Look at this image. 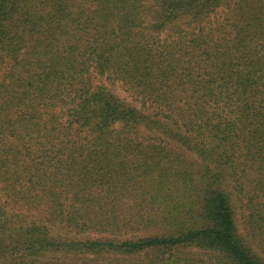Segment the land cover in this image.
I'll return each mask as SVG.
<instances>
[{"label": "trees", "instance_id": "16d2710c", "mask_svg": "<svg viewBox=\"0 0 264 264\" xmlns=\"http://www.w3.org/2000/svg\"><path fill=\"white\" fill-rule=\"evenodd\" d=\"M0 264H264V0H0Z\"/></svg>", "mask_w": 264, "mask_h": 264}, {"label": "rangeland", "instance_id": "374dc122", "mask_svg": "<svg viewBox=\"0 0 264 264\" xmlns=\"http://www.w3.org/2000/svg\"><path fill=\"white\" fill-rule=\"evenodd\" d=\"M95 82H97V81H95ZM114 89H115V91L119 94V95H121L122 97H124V98H126V99H128V100H132V98H131V96L123 89V88H121L120 86H119V84H116L115 86H114ZM153 135H156V134H153ZM233 200H235V205L237 206V208H238V203L236 202V199L235 198H233ZM39 215H40V213H38ZM71 234V233H70Z\"/></svg>", "mask_w": 264, "mask_h": 264}]
</instances>
